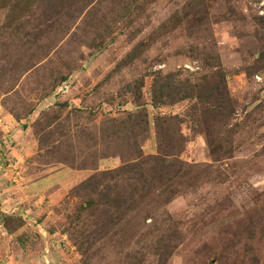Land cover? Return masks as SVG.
Masks as SVG:
<instances>
[{
    "label": "rangeland",
    "instance_id": "obj_1",
    "mask_svg": "<svg viewBox=\"0 0 264 264\" xmlns=\"http://www.w3.org/2000/svg\"><path fill=\"white\" fill-rule=\"evenodd\" d=\"M187 1L0 0V183L62 172L51 182L72 186L33 197L56 239L0 213L22 229L0 264H264V0ZM110 119L155 174L118 197V239L76 246L71 221L92 211L72 191L122 165L103 159Z\"/></svg>",
    "mask_w": 264,
    "mask_h": 264
},
{
    "label": "trees",
    "instance_id": "obj_2",
    "mask_svg": "<svg viewBox=\"0 0 264 264\" xmlns=\"http://www.w3.org/2000/svg\"><path fill=\"white\" fill-rule=\"evenodd\" d=\"M201 5L202 2L200 3V1L188 0L185 10L186 8H199ZM159 87V84L156 82L154 99L157 101L160 98L159 93L162 92V87ZM169 89L170 86H167L166 91ZM54 120L56 121V119ZM121 124V121L116 119L107 120V123L105 124L106 127H103L101 132V143L107 146V150H112L108 147V141H106L107 139H111L115 144V148H113L115 151L108 154L109 156H103V159L110 157L121 158L122 165L114 170L95 173L72 191L74 197H78L80 194L88 196L90 200H88L87 209L92 211V214H90L91 217L89 216L84 220L82 218V213L87 210L81 208L77 213L76 219L71 221L74 229H76V232L74 229L71 231L76 246H94L95 243H99L108 237H116L118 239L116 230L115 232H112V229H115L118 220L116 210L118 197H121L122 193H127L131 187L140 180H143L146 176H150L152 173L155 174V169L153 167L155 163L152 159L144 157V155H142L143 152H139L136 149L128 152L125 151V149H130L131 147V137L125 136L124 130L119 131ZM109 125H111L110 128H108ZM110 133L111 135H109ZM111 141L110 143H112ZM57 151L54 153L58 155L57 157L60 160L59 163L76 165V167L72 166V168L77 170H89L92 168V166L86 163L88 158H82V155L80 156L82 164L79 166H77L78 164L76 163L70 162V160L74 161V158L77 157L70 154L75 151L73 149H71L73 152L70 151L68 153L59 150ZM87 154L92 155L95 153L89 152ZM91 224H93V228L89 229ZM170 242L171 240L164 239L159 242L158 246H167L170 245Z\"/></svg>",
    "mask_w": 264,
    "mask_h": 264
},
{
    "label": "crops",
    "instance_id": "obj_3",
    "mask_svg": "<svg viewBox=\"0 0 264 264\" xmlns=\"http://www.w3.org/2000/svg\"><path fill=\"white\" fill-rule=\"evenodd\" d=\"M21 134H22V130L19 129L18 134L14 135V137L16 139H20L22 138ZM24 143L26 144L24 148H27L25 150L27 152H30L29 151L30 143H26V140L24 141ZM27 152L25 154H28ZM8 173L9 172H7V175ZM61 173L62 172H59V174ZM73 173H82V172L74 171ZM59 174L57 172L55 174H51L39 180H32L26 178L25 182L23 183H21L22 181L19 180L18 186L9 185L10 181L13 180L12 178H10L9 180L4 179L3 181L6 182L0 183V213L4 215H8V213H13L12 215H16L17 217H19L24 222V226L22 227L23 231L31 230V231H36L37 233L42 231L45 234H49L50 239H56L59 233L58 232L50 233L47 232L46 229V227L49 226V220L52 215L49 214L45 215L43 219L41 218L42 221H40V217L35 213L31 205L34 202L33 197L34 195L37 194V192L44 193L50 190V188H52L53 186H58L57 192L54 194V198L57 199L59 195L61 196L63 193L65 194V192L68 191L70 187H72L71 184L69 186H65V188L62 184L61 185L53 184L51 182V179L57 177ZM78 175H80L81 177L80 179H76L78 182L77 184L81 183L82 181L86 180L89 177L86 173H82ZM72 176L73 174L69 175V178H71ZM67 182H71V180L70 181L67 180ZM17 189L19 190V192L18 195L15 196V191ZM21 230L22 229L20 228L14 233H9L3 227V225L0 224V240L2 238L3 239L9 238V242H10V240L12 239L14 240L17 235L21 234ZM63 239H65L64 236ZM65 241L66 240H62V242L66 243Z\"/></svg>",
    "mask_w": 264,
    "mask_h": 264
}]
</instances>
